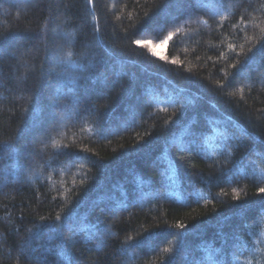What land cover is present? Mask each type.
I'll list each match as a JSON object with an SVG mask.
<instances>
[{"label": "trees", "instance_id": "trees-1", "mask_svg": "<svg viewBox=\"0 0 264 264\" xmlns=\"http://www.w3.org/2000/svg\"><path fill=\"white\" fill-rule=\"evenodd\" d=\"M261 45L264 0H0V264H264Z\"/></svg>", "mask_w": 264, "mask_h": 264}, {"label": "snow or ice", "instance_id": "snow-or-ice-1", "mask_svg": "<svg viewBox=\"0 0 264 264\" xmlns=\"http://www.w3.org/2000/svg\"><path fill=\"white\" fill-rule=\"evenodd\" d=\"M137 43H140V42L137 41ZM259 52H260L261 56L264 57V45H261V48L259 49ZM71 56H72V53H71V52L67 53V57H68V59L65 60V63H72V61H71ZM258 192H259V193H264V187L259 188V189H258ZM55 219H56V220H60L61 217L58 215Z\"/></svg>", "mask_w": 264, "mask_h": 264}, {"label": "rangeland", "instance_id": "rangeland-1", "mask_svg": "<svg viewBox=\"0 0 264 264\" xmlns=\"http://www.w3.org/2000/svg\"><path fill=\"white\" fill-rule=\"evenodd\" d=\"M154 49L156 50L155 52L159 53V51H161L162 49V46L161 45L155 46Z\"/></svg>", "mask_w": 264, "mask_h": 264}, {"label": "bare ground", "instance_id": "bare-ground-1", "mask_svg": "<svg viewBox=\"0 0 264 264\" xmlns=\"http://www.w3.org/2000/svg\"><path fill=\"white\" fill-rule=\"evenodd\" d=\"M177 17V16H176Z\"/></svg>", "mask_w": 264, "mask_h": 264}]
</instances>
